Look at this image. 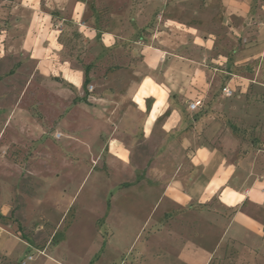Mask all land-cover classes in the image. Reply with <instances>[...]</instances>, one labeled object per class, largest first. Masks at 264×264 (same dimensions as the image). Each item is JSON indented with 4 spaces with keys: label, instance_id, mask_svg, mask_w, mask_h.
I'll return each instance as SVG.
<instances>
[{
    "label": "crops",
    "instance_id": "obj_1",
    "mask_svg": "<svg viewBox=\"0 0 264 264\" xmlns=\"http://www.w3.org/2000/svg\"><path fill=\"white\" fill-rule=\"evenodd\" d=\"M11 2L17 38L0 57L35 61L28 86L47 88L54 111L88 118V141L74 138L89 143V172L100 166L110 182L93 236L104 219L107 243L122 245L138 223L103 264H264V0ZM23 14L48 19L58 54L27 51ZM28 243L0 222V255L20 259ZM29 263L63 264L51 254Z\"/></svg>",
    "mask_w": 264,
    "mask_h": 264
},
{
    "label": "rangeland",
    "instance_id": "obj_2",
    "mask_svg": "<svg viewBox=\"0 0 264 264\" xmlns=\"http://www.w3.org/2000/svg\"><path fill=\"white\" fill-rule=\"evenodd\" d=\"M13 6L11 0H0V46L8 40L9 46L16 43V32H7L19 23L16 14L10 12ZM23 17L20 23H25L30 32L22 35L27 37V51L44 58L47 46L51 55L58 54L54 46L58 31L49 30L52 27L48 19L41 15ZM35 67V61L25 56L6 53L0 57V222L7 225L10 236L29 241L28 253L14 260L0 255V264H26L29 259L49 254L63 264H103L104 258L111 259L119 247L121 250L127 246L138 223L131 222L128 235L119 237L122 245L107 243L109 232L104 219L95 223L97 230L103 226L101 239L93 236L91 222L99 208L95 203L100 202L101 188L110 184L108 176L101 173L104 170L100 166L89 172L90 163L84 159L89 143L82 145L74 138L88 141L92 133L85 125L88 118L70 109L54 111L47 88L37 80L28 86V79L37 74ZM63 132L72 133L73 139L68 140ZM4 143L8 145L2 147ZM80 154L83 159L78 164L75 157ZM70 201V208L61 218L59 211L66 209ZM9 207V213L3 215V209ZM76 216L79 220L75 222ZM59 252H66L70 262Z\"/></svg>",
    "mask_w": 264,
    "mask_h": 264
},
{
    "label": "built area",
    "instance_id": "obj_3",
    "mask_svg": "<svg viewBox=\"0 0 264 264\" xmlns=\"http://www.w3.org/2000/svg\"><path fill=\"white\" fill-rule=\"evenodd\" d=\"M88 88H89L91 91L94 90V88H93L92 85H89ZM224 93H225L226 95H231V94H232V90H231L230 88H228V87H225V88H224ZM203 103H204L203 100L199 98V99L196 100V101H192V102H190L189 107H190V109L194 110V109H197V108H199L200 106H202ZM32 257H33V256L30 255V258H32Z\"/></svg>",
    "mask_w": 264,
    "mask_h": 264
},
{
    "label": "trees",
    "instance_id": "obj_4",
    "mask_svg": "<svg viewBox=\"0 0 264 264\" xmlns=\"http://www.w3.org/2000/svg\"><path fill=\"white\" fill-rule=\"evenodd\" d=\"M87 70H85V72H86ZM89 82V79L88 78H86V80H85V85L87 84Z\"/></svg>",
    "mask_w": 264,
    "mask_h": 264
}]
</instances>
